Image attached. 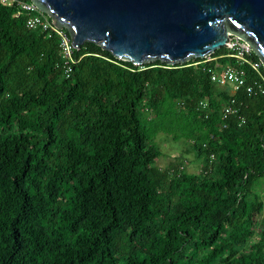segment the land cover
I'll return each instance as SVG.
<instances>
[{"label": "trees", "instance_id": "trees-1", "mask_svg": "<svg viewBox=\"0 0 264 264\" xmlns=\"http://www.w3.org/2000/svg\"><path fill=\"white\" fill-rule=\"evenodd\" d=\"M17 11L0 0V264H264V93L211 80L226 47L140 66L87 41L67 77ZM159 133L200 170L157 166Z\"/></svg>", "mask_w": 264, "mask_h": 264}, {"label": "water", "instance_id": "water-1", "mask_svg": "<svg viewBox=\"0 0 264 264\" xmlns=\"http://www.w3.org/2000/svg\"><path fill=\"white\" fill-rule=\"evenodd\" d=\"M80 49L96 42L136 65H175L224 47L230 33L264 64V0H32Z\"/></svg>", "mask_w": 264, "mask_h": 264}, {"label": "built area", "instance_id": "built-area-1", "mask_svg": "<svg viewBox=\"0 0 264 264\" xmlns=\"http://www.w3.org/2000/svg\"><path fill=\"white\" fill-rule=\"evenodd\" d=\"M2 3L7 5L15 4L18 11L16 16L21 13H26L25 20L26 26L29 29H42L46 32L47 37H59V52L64 60L66 76H70L73 70V64L78 59L75 57V50L77 49L72 43L71 39L65 34L64 28H59L54 23V18L50 17L47 13L41 11L39 7L32 0H1ZM227 54L224 56L232 57L235 59L236 64H222L217 62L215 67L209 68L211 80L220 85L232 84L234 90L239 87H245L247 92H261L264 93V64L258 58L253 57L254 50L246 43L242 42L235 34L230 33L228 40L225 44ZM212 59L211 55L204 57L202 62ZM199 62L193 63L194 65ZM248 70L255 72L254 77L249 79L253 82L247 84ZM206 102H201L200 109L205 110ZM235 112L232 105H227L224 109V118L228 114Z\"/></svg>", "mask_w": 264, "mask_h": 264}, {"label": "rangeland", "instance_id": "rangeland-1", "mask_svg": "<svg viewBox=\"0 0 264 264\" xmlns=\"http://www.w3.org/2000/svg\"><path fill=\"white\" fill-rule=\"evenodd\" d=\"M233 89L232 84L226 86ZM142 113H146L143 109ZM156 143L160 154L156 156L155 163L161 168L171 165H183L189 172H198L201 168L202 160L196 155L191 144L186 139H173L172 135L159 133L156 137Z\"/></svg>", "mask_w": 264, "mask_h": 264}]
</instances>
